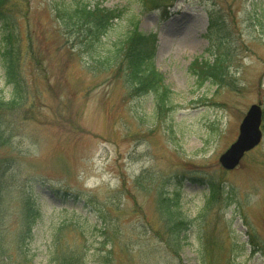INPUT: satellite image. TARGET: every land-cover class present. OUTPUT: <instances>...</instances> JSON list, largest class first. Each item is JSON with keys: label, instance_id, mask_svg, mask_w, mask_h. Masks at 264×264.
Instances as JSON below:
<instances>
[{"label": "rangeland", "instance_id": "374dc122", "mask_svg": "<svg viewBox=\"0 0 264 264\" xmlns=\"http://www.w3.org/2000/svg\"><path fill=\"white\" fill-rule=\"evenodd\" d=\"M51 2L6 3L22 92L10 103L0 67L9 104L0 112V264H50L54 242L77 264H264V0H81L124 10L101 56L133 18L155 38L162 107L129 87L123 65L90 57ZM220 60L204 79L199 64ZM252 104L262 108V139L224 170L218 158ZM189 178L221 193L213 202ZM177 213L188 224L179 248L165 223ZM29 224L26 260L19 239Z\"/></svg>", "mask_w": 264, "mask_h": 264}, {"label": "trees", "instance_id": "16d2710c", "mask_svg": "<svg viewBox=\"0 0 264 264\" xmlns=\"http://www.w3.org/2000/svg\"><path fill=\"white\" fill-rule=\"evenodd\" d=\"M8 0H0V67L3 70L4 79L8 86L11 87L10 90V103H17L19 99L22 87L19 81V65H18V51L14 47L13 40L15 39V28H14V18L8 11L6 6ZM155 1V0H152ZM52 9L54 11L55 17L60 21L61 25L65 28L72 29L73 34L79 37V40L84 39L80 43L86 49L88 55L94 58L95 61L100 63L102 67H113L116 66L118 70L123 71L122 65L124 66V78L132 90L138 92V94H148L152 95L154 102L162 107L164 103V95L168 94V89L166 85L163 84V79L160 73L155 68L153 64V58L156 50V40L153 38L149 41L151 34H143L137 32V22L136 19L130 22V27L124 34V39L113 42L109 45L108 50L104 53V56L100 55V50L105 47L101 42L102 37H106L109 32V26L113 21L119 19L123 16L124 10L122 8H111L107 9L101 5L94 3L93 5L84 4L81 0H52ZM74 3L73 8H69L68 4ZM64 14V15H63ZM213 23H210V26ZM153 36V35H152ZM154 37V36H153ZM218 61L216 65L199 64L200 66L205 65V67H199V71L207 73L206 77L214 76L216 71L221 70V66ZM197 71V70H196ZM14 100V101H13ZM8 100H5L0 92V112L9 107L7 104ZM1 113H0V126H1ZM3 140L0 131V141ZM192 181H197L205 184L209 190V196L214 202L215 197L220 194L218 186L216 183L207 178L204 180H198L189 178ZM223 194V192H222ZM226 201H231V197L228 193L224 192ZM26 207L28 210L33 212L32 205L27 202ZM167 210V209H166ZM161 211V210H160ZM168 215V214H167ZM170 215V214H169ZM167 216L165 223L171 233L170 242L172 246L179 248L186 241V229L188 227L187 221L184 220L182 215L178 213L173 217L172 215ZM172 217V218H171ZM34 217H31L32 220ZM95 230L100 231L103 227L97 226V223H90ZM30 224L26 228V232L19 239V247L22 255L27 260V256H33L34 252H31L29 248L26 249L25 243L31 236ZM94 230V231H95ZM249 244V243H248ZM250 245L252 246L251 242ZM58 244L54 242L51 248L47 247V256L50 264H77L76 260H68L65 256L58 254ZM252 253H257L260 250L251 247ZM264 257V254H262ZM202 254L198 255L199 262L202 260ZM79 264H83V259Z\"/></svg>", "mask_w": 264, "mask_h": 264}, {"label": "water", "instance_id": "95a60500", "mask_svg": "<svg viewBox=\"0 0 264 264\" xmlns=\"http://www.w3.org/2000/svg\"><path fill=\"white\" fill-rule=\"evenodd\" d=\"M262 110L259 104H252L242 118L235 141L219 156L218 162L225 170L234 169L244 154L261 140Z\"/></svg>", "mask_w": 264, "mask_h": 264}, {"label": "bare ground", "instance_id": "6f19581e", "mask_svg": "<svg viewBox=\"0 0 264 264\" xmlns=\"http://www.w3.org/2000/svg\"><path fill=\"white\" fill-rule=\"evenodd\" d=\"M187 42H189V41L184 39L180 44H181V46H184V44H186ZM182 48H184V47H182Z\"/></svg>", "mask_w": 264, "mask_h": 264}]
</instances>
